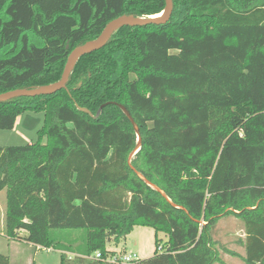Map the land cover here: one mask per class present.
Segmentation results:
<instances>
[{
	"label": "trees",
	"instance_id": "trees-1",
	"mask_svg": "<svg viewBox=\"0 0 264 264\" xmlns=\"http://www.w3.org/2000/svg\"><path fill=\"white\" fill-rule=\"evenodd\" d=\"M165 9L0 0V95L57 84L108 23ZM28 112L44 113L38 141L0 147L8 240L78 254L61 264H109L108 243L145 227L157 249L134 264H220L217 226L235 217L245 255L224 251L264 264V0H173L167 22L122 27L80 58L66 89L0 103V129Z\"/></svg>",
	"mask_w": 264,
	"mask_h": 264
},
{
	"label": "rangeland",
	"instance_id": "rangeland-1",
	"mask_svg": "<svg viewBox=\"0 0 264 264\" xmlns=\"http://www.w3.org/2000/svg\"><path fill=\"white\" fill-rule=\"evenodd\" d=\"M23 115V126L16 127V129L12 131L0 129V147L5 148L12 146H24L29 144L30 141L33 143L38 141V132L44 124V113L28 112ZM45 141L46 140L43 142ZM5 205L6 192L4 191L0 194V208L4 207ZM218 231L220 233L219 237L217 234ZM4 233L5 228L2 230V226L0 225L1 254H6V252H8V242L4 236ZM243 237V224L237 218L228 217L219 222L215 239L219 242L220 258L222 260V263L220 264H244L241 258L234 257L223 249L226 248L229 251L239 254L240 256H244L245 249L240 243L245 239ZM158 238L162 240L161 246L164 247L165 243L167 242L166 235L160 233L158 234ZM70 241L71 236H64L60 245H69L68 243ZM127 243L129 248L138 252L136 256L139 260H145L153 257L157 249L155 231L150 228L137 227L130 236L129 240H127ZM21 247L23 250H25L26 255L34 257L36 262L35 264H61L62 251L52 249L51 251L41 250L36 252L35 249L29 248L28 246L22 245ZM74 247H76V245L73 246V248ZM107 247L116 249L117 245L114 242H110L108 243ZM118 253L123 254L122 251Z\"/></svg>",
	"mask_w": 264,
	"mask_h": 264
},
{
	"label": "water",
	"instance_id": "water-1",
	"mask_svg": "<svg viewBox=\"0 0 264 264\" xmlns=\"http://www.w3.org/2000/svg\"><path fill=\"white\" fill-rule=\"evenodd\" d=\"M164 12H166V15L162 20H157V19H155L154 16L149 17V18H137V17L123 16V17H120V18H117V19L111 21L110 23H108V25L106 26V28L104 29V31L101 33V35L98 37L97 40H95V41H93V42H91L85 46L79 47L71 53V55L69 56V58L67 60V64L65 66V69H64V72H63V75H62L60 82H58L57 84L48 86V87L35 88V89H30V90H27V89L15 90V91H11L8 93H4V94L0 95V103L6 102V101L14 99V98H20V97H37V96H41V95H52V94H54V93H56L62 89H66L67 84L69 82L71 72L75 68V66H76V64L80 58H82L85 55L91 54L95 51L102 49L106 45L108 40L111 38L113 33L122 27H143V26H147L150 24H161V23L167 22L170 19L172 12H173V0H166V9ZM121 108L124 111V113L127 115V117L130 119V121L132 123H134V120L131 117V115L129 114V112L124 107H121ZM138 141H139V146H138L137 151L140 150V148H141L140 147L141 139L139 138ZM137 151L135 153H133L131 158L134 157V155L137 153ZM138 175L145 182H147L151 187H153L157 191L161 192L163 196H166L165 193H163L159 188L150 184L140 174H138Z\"/></svg>",
	"mask_w": 264,
	"mask_h": 264
},
{
	"label": "crops",
	"instance_id": "crops-1",
	"mask_svg": "<svg viewBox=\"0 0 264 264\" xmlns=\"http://www.w3.org/2000/svg\"><path fill=\"white\" fill-rule=\"evenodd\" d=\"M23 116L24 115H21L20 117H18L14 130L16 129V127L23 126V123H24ZM31 143H33V142L30 141L29 144H31ZM5 209H6V205L4 207L0 208V225L2 226V230L5 228ZM136 228L137 227L134 228L133 232L135 231ZM133 232L129 236H127L125 239H123L119 244L115 243L117 245L116 249L115 248L111 249V248L107 247L108 250L116 252V253L122 251L123 253H125L127 255H135L136 256V254L138 252L132 250L127 245L128 244L127 240H129V238L133 234ZM217 234L219 237V235H220L219 231L217 232ZM20 236L25 237L26 233L20 232ZM243 238H245V232H244ZM7 242H8V245H7L8 252H6V254H4V253H2V254L6 255L9 258L11 264H35L36 263L34 257L25 254L26 252H25V250L22 249V247H21L22 245L28 246L29 248H32V249H35L36 252L42 250L40 247H38V246L36 247L33 244L27 243L24 240H8L7 239ZM64 253L67 256L71 257L72 259L74 257L78 256V254L76 252H62L61 254H64ZM0 254H1V252H0Z\"/></svg>",
	"mask_w": 264,
	"mask_h": 264
},
{
	"label": "built area",
	"instance_id": "built-area-1",
	"mask_svg": "<svg viewBox=\"0 0 264 264\" xmlns=\"http://www.w3.org/2000/svg\"><path fill=\"white\" fill-rule=\"evenodd\" d=\"M43 250L51 251L48 249H43ZM160 251H162V249H160ZM93 258L96 260H102V256L100 253H97L95 255V257H93ZM138 260H139L138 257L135 255H127V254L117 253L115 255L108 257L107 259H105L103 261L105 263H109V264H134Z\"/></svg>",
	"mask_w": 264,
	"mask_h": 264
},
{
	"label": "bare ground",
	"instance_id": "bare-ground-1",
	"mask_svg": "<svg viewBox=\"0 0 264 264\" xmlns=\"http://www.w3.org/2000/svg\"><path fill=\"white\" fill-rule=\"evenodd\" d=\"M165 15H166V12H163V13H161L159 15L154 16V17L157 20H162L165 17Z\"/></svg>",
	"mask_w": 264,
	"mask_h": 264
}]
</instances>
